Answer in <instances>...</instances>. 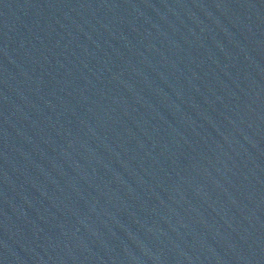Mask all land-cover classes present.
I'll use <instances>...</instances> for the list:
<instances>
[{
    "label": "water",
    "instance_id": "obj_1",
    "mask_svg": "<svg viewBox=\"0 0 264 264\" xmlns=\"http://www.w3.org/2000/svg\"><path fill=\"white\" fill-rule=\"evenodd\" d=\"M0 264H264V0H0Z\"/></svg>",
    "mask_w": 264,
    "mask_h": 264
}]
</instances>
